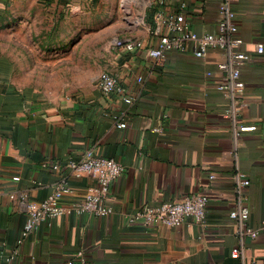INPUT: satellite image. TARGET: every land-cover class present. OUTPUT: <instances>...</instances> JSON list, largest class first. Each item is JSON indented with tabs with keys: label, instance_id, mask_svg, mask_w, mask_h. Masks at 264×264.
Masks as SVG:
<instances>
[{
	"label": "crops",
	"instance_id": "1",
	"mask_svg": "<svg viewBox=\"0 0 264 264\" xmlns=\"http://www.w3.org/2000/svg\"><path fill=\"white\" fill-rule=\"evenodd\" d=\"M29 3L64 23L90 6L140 11V19L117 38L141 46L126 52L113 47L112 39L91 83L65 95L14 83L12 66L0 62V264H80L75 256L81 250L85 264H264V233L247 242L245 258H231L239 241L229 219L232 175L241 171L251 182L250 225L264 224V53H257L258 45L264 47V0H230L238 25L233 39L250 56L241 68L245 108L236 123L256 128L239 136L224 118L231 102L218 90L226 82L221 52L197 58L192 43L187 52H168L159 60L150 55L160 42L152 30L165 16L183 13L198 36L214 33L221 19L217 0H165L160 7L155 0H0V16L11 19ZM104 71L120 79L132 103L103 95L97 82ZM120 119L127 123L124 130L117 127ZM89 150L127 169L111 185L108 205L114 213L56 217L23 239L28 215L10 196L41 202L65 179L71 194L62 205L82 203L89 189H98L96 179L53 166ZM211 174L217 179L210 181ZM198 194L209 199L205 226L190 219L173 229L129 222L143 206ZM16 250L19 255L8 263Z\"/></svg>",
	"mask_w": 264,
	"mask_h": 264
},
{
	"label": "built area",
	"instance_id": "2",
	"mask_svg": "<svg viewBox=\"0 0 264 264\" xmlns=\"http://www.w3.org/2000/svg\"><path fill=\"white\" fill-rule=\"evenodd\" d=\"M217 1L221 19L214 33L198 36L192 31L183 13L165 16L161 25L152 30V34L159 38L160 42L156 49L150 52V55L159 60L164 58L168 52H187L192 43L195 44L193 54L197 58H204L211 51L221 52L226 60L219 65V69L226 74V82L219 86L218 90L230 99L231 104L225 111L224 118L233 123L236 135L239 136L241 133L256 130L255 127L237 125L236 123L245 108L242 95L246 85L242 79L241 68L249 61L250 56L237 50V43L233 39L238 31V25L236 15L230 6V0ZM164 3L165 0H155V4L159 7ZM162 29L164 33H162ZM112 46L126 52H133L141 44L137 40L116 38L112 42ZM257 53H264L263 45H258ZM142 81V78L138 79L140 84L143 83ZM97 84L106 98H120L127 104L134 100L122 86L120 79L109 71L100 74ZM117 127L124 130L127 128V123L124 119H120ZM62 167L68 168L71 174L76 177L93 176L99 185L98 189H89L82 203L69 207L62 205L63 198L71 194V189L65 179H61L52 195L41 202L29 201L25 195L19 197L11 195L12 200H19L28 215L22 231L23 239H29L40 227L49 224L56 217H81L85 214L105 217L114 213V209L108 205V197L112 183L126 173L125 165L114 159L97 156L94 151L89 150L79 159L57 162L53 166L56 172H60ZM209 179L214 181L217 177L215 174H211ZM232 180L235 200L234 207L229 213V219L233 224V234L239 242L233 248L231 258L239 261L245 258L247 242L256 240L264 233V224L258 228L250 225L247 199L251 182L247 175L237 171L232 175ZM208 201L207 195L198 194L180 202L165 203L157 208L143 206L130 217L129 222L131 224L140 223L146 228L173 229L181 227L186 220L190 219L198 225L205 226L208 220ZM17 255H19V250L14 251L11 256L6 258V261L12 263ZM75 260L80 264H85L84 251H79Z\"/></svg>",
	"mask_w": 264,
	"mask_h": 264
},
{
	"label": "rangeland",
	"instance_id": "3",
	"mask_svg": "<svg viewBox=\"0 0 264 264\" xmlns=\"http://www.w3.org/2000/svg\"><path fill=\"white\" fill-rule=\"evenodd\" d=\"M20 10L11 19L0 17V62L12 66L14 83L58 95L79 92L91 83L108 42L123 37L141 17L137 10L90 6L64 23L32 3Z\"/></svg>",
	"mask_w": 264,
	"mask_h": 264
},
{
	"label": "trees",
	"instance_id": "4",
	"mask_svg": "<svg viewBox=\"0 0 264 264\" xmlns=\"http://www.w3.org/2000/svg\"><path fill=\"white\" fill-rule=\"evenodd\" d=\"M1 17V16H0Z\"/></svg>",
	"mask_w": 264,
	"mask_h": 264
}]
</instances>
